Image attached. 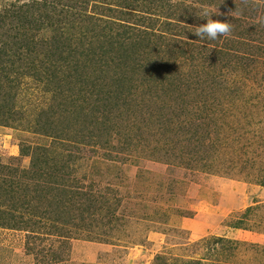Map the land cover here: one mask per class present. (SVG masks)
<instances>
[{
	"label": "rangeland",
	"instance_id": "obj_1",
	"mask_svg": "<svg viewBox=\"0 0 264 264\" xmlns=\"http://www.w3.org/2000/svg\"><path fill=\"white\" fill-rule=\"evenodd\" d=\"M78 6L2 57L0 264H264V0Z\"/></svg>",
	"mask_w": 264,
	"mask_h": 264
},
{
	"label": "trees",
	"instance_id": "obj_2",
	"mask_svg": "<svg viewBox=\"0 0 264 264\" xmlns=\"http://www.w3.org/2000/svg\"><path fill=\"white\" fill-rule=\"evenodd\" d=\"M86 1V0H85ZM84 0H28L10 2L0 8V67L1 64L9 63V59L2 60L3 56H8L7 51H11L12 56L18 54L19 49H28L25 41H17L18 35H25L30 30L36 32L39 41L45 45H53L49 39L62 37L64 35L72 36H91L94 37L101 28V23H106L93 15V11H87L78 5H82ZM99 21H102L101 23ZM105 26V25H104ZM35 36V34H33ZM12 43L8 44L6 40ZM46 40V42L43 41ZM30 49V48H29ZM48 53V52H47ZM45 55L46 58L52 53ZM4 69V68H3ZM0 68V72L3 70ZM1 76V73H0ZM12 108L0 104V116L10 111ZM2 120V119H0ZM65 128H62L64 130ZM33 165V162H32ZM13 183L7 187L10 192ZM3 191L4 193H7ZM15 218V217H14ZM16 219V218H15ZM239 219L234 221V226L241 224Z\"/></svg>",
	"mask_w": 264,
	"mask_h": 264
},
{
	"label": "clouds",
	"instance_id": "obj_3",
	"mask_svg": "<svg viewBox=\"0 0 264 264\" xmlns=\"http://www.w3.org/2000/svg\"><path fill=\"white\" fill-rule=\"evenodd\" d=\"M213 14H218L215 11H209L207 8L201 10L199 17L203 18L206 23L200 24L196 27L195 35L201 40L215 41L221 36L231 33L232 25L230 22H221L212 19Z\"/></svg>",
	"mask_w": 264,
	"mask_h": 264
}]
</instances>
